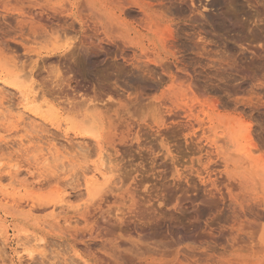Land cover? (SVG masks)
Listing matches in <instances>:
<instances>
[{
  "label": "rangeland",
  "instance_id": "374dc122",
  "mask_svg": "<svg viewBox=\"0 0 264 264\" xmlns=\"http://www.w3.org/2000/svg\"><path fill=\"white\" fill-rule=\"evenodd\" d=\"M98 1L114 10L118 6L114 0ZM145 1L153 7L150 18L155 25L148 27L134 12L124 18L132 23L137 33H111L98 23L90 28L93 31L90 30L88 40L92 45L87 43L86 46L89 56L85 63H88L82 62L88 65L89 72L88 67H79L83 65L80 56V59L77 55L66 57L75 40L70 32L62 37L63 32L58 34L52 29L46 38L26 42V59L7 51L0 37V264H111L100 247L105 238L97 234L104 227L117 224L115 216L120 210H126L128 197L142 206L148 197L155 199L159 195L150 155L143 145L135 147L126 128L127 95L121 89L122 76L112 65V59L102 58L103 52H110L112 48L107 43L99 44L100 38H120L130 47L132 44L138 46L137 54L142 61L136 71L138 80L162 77L163 88L167 89L171 79L163 77L157 61L163 60L172 70L171 62L174 61L179 68H187L198 83L209 80L217 84L223 78L218 68L226 39L251 34L253 42L245 43L260 45L263 56L254 63L253 78L264 82L261 71L264 66L263 32L259 28L252 33L251 29L240 30L258 21L260 28L264 27V0H222L219 11L214 5L220 0H193L199 10L206 7L205 13L214 16L213 22L208 24L193 22L198 16L189 15L184 4L187 0ZM68 2L31 0L30 5L19 3L13 8L18 12L29 6L35 11L67 9ZM230 21L239 25L232 29ZM228 43L231 47L232 43ZM89 50L93 52L89 54ZM46 52L54 55L41 62L38 55ZM100 52L101 55L96 54ZM126 54L130 56L131 50ZM75 59L80 62L76 63ZM106 63L109 71L106 69L103 74L102 67ZM178 75L181 76L174 86L180 98L202 96L199 99L207 102L214 98L220 102L221 99L222 103H218L224 107L217 103L220 108L215 106L216 113L235 118V127L240 133L245 126L241 116L254 125V143L258 149L253 155L264 163V106L258 103L235 109L223 103L220 92H199L197 95L196 91L189 95L180 86L188 80L187 75ZM57 82L62 84L61 88ZM138 88L131 98L141 94ZM241 96L252 97L254 103L256 96L264 101V88L250 93L247 86ZM204 107L206 114L212 113L214 108L211 104ZM95 167L104 178L99 175L95 186L88 188L95 181ZM118 186L120 190L117 191L115 187ZM118 195L119 200H116ZM184 209L183 223L187 226L193 215L189 206Z\"/></svg>",
  "mask_w": 264,
  "mask_h": 264
},
{
  "label": "bare ground",
  "instance_id": "6f19581e",
  "mask_svg": "<svg viewBox=\"0 0 264 264\" xmlns=\"http://www.w3.org/2000/svg\"><path fill=\"white\" fill-rule=\"evenodd\" d=\"M114 1L118 4L116 10L98 0H69L67 9L40 8L35 11L29 6L18 12L13 8L15 5L25 2L30 5L31 0H0L2 45L7 51L21 54L26 59V42L46 38L52 29L58 34L63 32L62 37L67 34L65 32H70L75 35V40L66 57L77 55L76 58L80 56L81 63H85L89 56L86 48L91 36L89 32L93 31L90 28L94 24L98 23L111 33H137L132 23L124 18L135 12L148 27L155 25L150 18L153 8L151 3L145 0ZM221 2L214 5L216 11L220 10ZM184 4L190 16H198L193 22H213L214 16L205 13L206 7L199 10L193 0H187ZM205 17H209V21ZM259 23L254 22L247 28L240 27V30L244 32L251 29L252 33L255 28H259L264 36V27L260 28ZM238 25V22L230 21L232 29ZM251 38L250 34L226 39V49L218 68L223 78L217 84L209 80L198 83L187 68H179L174 61L171 62L173 70L163 60L157 61L156 65L163 77L171 79V85L165 89L162 77L155 80L143 78L141 81L136 77V71L142 64L136 50L138 46L132 44L130 47L120 38L98 37L99 44L107 43L112 48L110 52H103L102 58L108 57L107 61L112 59V65L117 67L122 76L121 89L127 95L126 128L131 140L135 141V147L143 145L150 155L154 176L159 184V195L155 199L148 197L142 206L133 197H128L125 201L129 203L126 210H120L115 216L117 224L104 227L97 234V237L105 238L100 247L111 264H264V163L257 161L253 155L258 149L254 143V125L241 116L245 126L243 133H240L235 127V118L216 113L217 108L224 107L219 104L222 103L221 99L219 103L215 98L210 101L206 98L209 102L200 100V96L198 99H189L188 96V99H183L176 94L174 86L181 76L178 74L182 73L187 75L188 82L184 81L180 86L189 95L196 91L197 95L199 92H220L223 94V103L235 109L256 106L258 103L264 106L261 97L256 96L254 103L252 97L241 96L247 86L250 87V93L264 88V82L253 78L254 63L263 56L260 45L245 43H252L254 39ZM228 42L232 43L231 47ZM129 49L132 53L130 56L126 54ZM89 52L91 54L93 51ZM101 52L96 54L101 55ZM53 55L46 52L38 55V59L45 62ZM107 63L103 65L107 67ZM85 64L79 67L86 69L88 65ZM104 66L103 70L100 69L103 74L106 69L109 71ZM261 71L264 73V66ZM135 86L139 87L141 94L131 98ZM157 91H160L159 94L153 95ZM208 104L214 108L212 113L206 114L203 108L206 110L204 106ZM95 172V181L88 188L95 186L99 175L104 178V174L96 167ZM115 188L120 190L119 186ZM115 199L119 200V195ZM184 206H189L193 215V220L187 226L183 223L186 217Z\"/></svg>",
  "mask_w": 264,
  "mask_h": 264
}]
</instances>
